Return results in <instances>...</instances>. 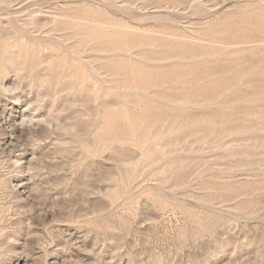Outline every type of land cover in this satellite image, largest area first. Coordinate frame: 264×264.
Wrapping results in <instances>:
<instances>
[{"label": "rangeland", "instance_id": "rangeland-1", "mask_svg": "<svg viewBox=\"0 0 264 264\" xmlns=\"http://www.w3.org/2000/svg\"><path fill=\"white\" fill-rule=\"evenodd\" d=\"M0 264H264V0H0Z\"/></svg>", "mask_w": 264, "mask_h": 264}]
</instances>
